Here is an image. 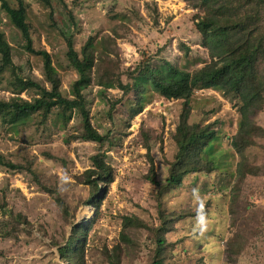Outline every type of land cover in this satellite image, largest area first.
Segmentation results:
<instances>
[{"label": "rangeland", "instance_id": "rangeland-1", "mask_svg": "<svg viewBox=\"0 0 264 264\" xmlns=\"http://www.w3.org/2000/svg\"><path fill=\"white\" fill-rule=\"evenodd\" d=\"M25 2L29 4L33 47L51 55L65 96H71L77 73L67 65L62 32L73 35L78 50L88 39H94L100 44V56H104L103 39H111L114 45L104 58L108 64L101 66L97 60L95 70L104 67L124 84L132 82L130 72L143 54L151 56L155 64L170 61L191 71L211 61L193 27L195 15L202 11L186 0H51L52 9L40 0ZM1 4L2 0L0 31L11 46L13 65L0 74V101L14 97L32 101L37 91H15V77L48 86L44 83L43 60L27 52L22 34ZM95 70L85 94L93 126L102 134L116 126L111 145L101 148L76 138L81 133L77 113L67 126L55 114L44 127L37 126L35 120L11 127L0 119V155L43 175L47 184L65 197L71 214L65 223L55 195L39 188L28 173L0 166V204L6 205V211L0 213V264H66L53 241L62 243L64 232L69 236L73 224L86 225L96 217L92 207L85 215V206L75 208L89 195L79 178L92 167L91 157L99 152L106 153L114 182L106 188L98 218L85 233L86 264H107L105 248L112 249L119 242L123 216L136 215L149 227H156L160 211L177 219L167 235L174 246L165 264H264V139L244 153L247 162L261 167L262 173L239 182L238 167L243 157L232 146L239 120L236 101L213 89L194 93L190 122L213 124L217 139L209 155L215 167L210 174L187 176L181 186L172 187L159 199L157 187L148 180L151 162L164 186L176 154L173 137L182 101H169L149 91L144 109L135 113L122 89L98 85L100 73ZM254 121L264 128V108ZM235 190L239 199L233 204ZM133 235L134 244L127 249L123 264H150L155 244L149 231L143 228ZM237 236L243 240L237 241ZM233 241L232 249L244 248L239 256L230 254L231 262L228 250Z\"/></svg>", "mask_w": 264, "mask_h": 264}, {"label": "trees", "instance_id": "trees-1", "mask_svg": "<svg viewBox=\"0 0 264 264\" xmlns=\"http://www.w3.org/2000/svg\"><path fill=\"white\" fill-rule=\"evenodd\" d=\"M40 1L52 9L51 0ZM73 1L78 2V0ZM186 1L202 11V14L195 15L193 27L201 37V46L208 51L210 63L191 71L179 68L170 61H162L160 65L155 64L151 56L143 54L138 65L130 72L132 82L124 84L119 76L114 78L113 72L101 67L104 63L108 64L104 58L108 57L107 53L114 45L111 39L110 41L103 39L104 56H100L98 52L100 44H95L94 39H88L78 50L75 47L73 35L68 36L67 33L62 32L66 38L67 65L77 73V78L71 84V96H65L51 55L46 50L36 51L33 47L32 26L28 22L29 4L25 0H2L1 8L22 34L27 52L42 58L44 83L48 86L41 85L30 78L16 76L15 91L33 88L38 96L32 101L17 97L9 101H0V119L9 123L11 127L26 126L34 120L37 126L44 127L55 114L61 117L63 125L67 126L73 113H77L81 119V133L76 138L97 143L101 148L111 145L116 131L114 122L113 129L105 134L100 133L92 124L85 94L93 83V73L98 66V60L101 65L95 70L101 74L97 73L98 85L106 89L116 86L122 89L135 113H140L144 109L147 101L146 94L149 91H154L169 101H182L178 125L173 137L176 154L174 161L170 164V176L165 180L164 186H161L158 181L154 163L151 162L148 180L157 187L159 199L172 187L181 186L187 176L210 174L214 170L215 163L209 155V150L217 139L214 126L213 124L203 125V122H190V101L198 90H217L236 101L239 120L237 133L232 138V146L243 157L238 167L239 182H244L248 176H259L262 173L261 167L249 164L244 153L256 147L258 140L264 139V128L254 121L258 112L264 108V0ZM50 16L54 18L53 10ZM70 17L73 23L72 13ZM186 50L189 49L186 47ZM12 65L11 46L4 33L0 31V74ZM101 93L105 92L101 91ZM91 161L92 167L79 178V183L88 187L89 195L75 209L77 211L80 206L92 207L96 211V217L89 220L86 225L73 224L69 236L64 232L62 243L53 241V244L59 247L58 253L61 260L66 264H86L85 233L92 228L98 218L102 202L107 194L106 188L114 182L113 168L106 162L105 152L95 154L91 157ZM0 166L8 170L28 173L39 188L55 195L63 221L69 223L71 214L67 200L47 184L43 175L32 170L31 166L27 168L25 165L12 163L2 155H0ZM238 199L239 192L235 190L232 203L236 204ZM4 211H6V205L0 204V213ZM231 211L233 214L236 213L234 209ZM159 215V224L156 227H149L136 215L123 216L119 242L112 249L105 248L106 263L123 264L127 249L134 244L133 233L145 228L155 244L150 264H165L169 251L174 246L168 242L167 235L174 229L177 219L173 220L163 211H160ZM5 235L9 237L7 230ZM240 238L237 236V241L243 240L242 236ZM234 245V241L229 244L228 259L231 262L234 260L230 254L239 256L244 248V245H240L232 249Z\"/></svg>", "mask_w": 264, "mask_h": 264}, {"label": "bare ground", "instance_id": "bare-ground-1", "mask_svg": "<svg viewBox=\"0 0 264 264\" xmlns=\"http://www.w3.org/2000/svg\"><path fill=\"white\" fill-rule=\"evenodd\" d=\"M88 210H90L89 207H85V208L83 209V211H84V215L87 214V213H89Z\"/></svg>", "mask_w": 264, "mask_h": 264}]
</instances>
